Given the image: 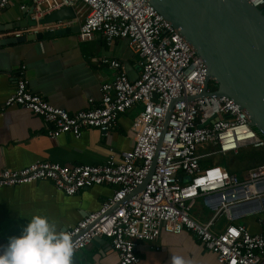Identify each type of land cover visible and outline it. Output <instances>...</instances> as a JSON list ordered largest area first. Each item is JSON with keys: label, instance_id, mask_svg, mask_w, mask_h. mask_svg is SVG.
I'll return each instance as SVG.
<instances>
[{"label": "built area", "instance_id": "built-area-1", "mask_svg": "<svg viewBox=\"0 0 264 264\" xmlns=\"http://www.w3.org/2000/svg\"><path fill=\"white\" fill-rule=\"evenodd\" d=\"M13 1L0 0V14ZM247 1L264 12V0ZM32 5L31 19L37 26L14 31L13 36L61 28L68 24L66 20L45 24L39 20L63 7L78 8L79 38L100 33L109 45L127 39L141 57V75L130 80L119 60L103 59L116 70L115 80L102 85L98 104L71 114L34 93L22 65L3 110L15 105L31 110L44 118L54 138L63 133L79 138L87 128L107 134L121 115L137 110L133 146L119 158L111 154L100 164L41 161L18 170L0 168V187L51 180L57 189L74 195L95 185L115 186L99 210L65 230L72 236L74 255L101 236L118 252V264H137L141 242L155 243L163 231L187 230L217 255L220 264H264V217L259 218L262 232L252 234L243 223L218 231L216 216L202 223L191 215L199 198L229 219L233 208L239 209V217L264 212V163L241 179L219 163L203 165L202 159L213 154L199 153L211 144L215 153L239 156L245 147L264 148V136L233 99L205 93L207 65L180 30L148 0H32ZM21 8L27 9V4ZM211 82L207 92L217 89L210 88ZM153 164L149 181L138 190ZM251 202L258 207L243 211Z\"/></svg>", "mask_w": 264, "mask_h": 264}, {"label": "crops", "instance_id": "crops-1", "mask_svg": "<svg viewBox=\"0 0 264 264\" xmlns=\"http://www.w3.org/2000/svg\"><path fill=\"white\" fill-rule=\"evenodd\" d=\"M22 4H27V9H22ZM27 10H34L32 0H14L1 12L0 28L3 30H0V39L12 38L14 31L25 28L13 29L12 26L20 20L26 22ZM74 11L76 17L66 20L68 24L61 27L71 28V31L50 38L0 44V168L18 170L41 161L100 164L111 154L119 158L133 146L132 122L137 110L121 115L118 125L107 134L96 128H87L79 138L71 133L51 137L44 118L22 106L3 110L4 102L15 90L22 65L26 66L31 90L71 114L98 104L102 85L115 80L116 70L103 59L119 60L130 80L140 77L141 57L130 47L128 40L119 38L109 45L100 33L81 40L77 26L82 18L77 15L78 8ZM90 99L94 100L93 104ZM199 153L205 155L203 150ZM211 162L217 163L213 157L202 159L203 165ZM250 169L243 167L240 174L234 173L244 179ZM115 189L107 184L95 185L68 195L57 189L51 180L0 187V246L6 244L10 236L19 235L35 214L48 216L64 230L75 226L87 214L99 210ZM238 211L233 208V216L229 219L225 213L209 208L199 198L193 204L191 215L202 223L216 216L218 231L232 223H243L252 234L262 232L259 218L264 217V212L239 217ZM137 252V264H170L172 254L182 256L185 264H220L217 255L187 230L179 234L163 231L157 242H141ZM118 262L119 254L107 238L92 242L73 256V264Z\"/></svg>", "mask_w": 264, "mask_h": 264}, {"label": "water", "instance_id": "water-1", "mask_svg": "<svg viewBox=\"0 0 264 264\" xmlns=\"http://www.w3.org/2000/svg\"><path fill=\"white\" fill-rule=\"evenodd\" d=\"M170 21L202 57L208 68L205 93L225 95L248 114L252 126L264 136V12L247 0H148ZM27 10V20L12 28L37 26ZM76 17L74 8L63 7L39 20L40 24ZM3 30V28H0ZM71 28L39 31L0 39V44L50 38ZM79 32V26H77ZM213 81L216 90L207 92ZM170 113V111H169ZM169 115V114H168ZM168 117L165 123L164 133ZM154 164L138 190L149 181ZM105 240L104 237H95Z\"/></svg>", "mask_w": 264, "mask_h": 264}, {"label": "clouds", "instance_id": "clouds-1", "mask_svg": "<svg viewBox=\"0 0 264 264\" xmlns=\"http://www.w3.org/2000/svg\"><path fill=\"white\" fill-rule=\"evenodd\" d=\"M72 236L48 216L35 214L19 235L10 236L0 246V264H73ZM170 264H185L172 254Z\"/></svg>", "mask_w": 264, "mask_h": 264}, {"label": "rangeland", "instance_id": "rangeland-1", "mask_svg": "<svg viewBox=\"0 0 264 264\" xmlns=\"http://www.w3.org/2000/svg\"><path fill=\"white\" fill-rule=\"evenodd\" d=\"M215 83L211 82L210 88L212 89L214 87ZM253 149V148H252ZM251 148L244 149L242 152L239 154V156L233 155V154H218L215 153L216 149L214 145H206L205 148L201 149L205 151V153H211L213 154V159L215 162L219 163L222 167H228V166H236L238 169H242L246 164L247 160H249V156L252 152ZM260 151L263 149H259ZM241 172V171H240ZM240 172H238L240 174Z\"/></svg>", "mask_w": 264, "mask_h": 264}, {"label": "trees", "instance_id": "trees-1", "mask_svg": "<svg viewBox=\"0 0 264 264\" xmlns=\"http://www.w3.org/2000/svg\"><path fill=\"white\" fill-rule=\"evenodd\" d=\"M215 88H216V86L214 85V87L212 89H215ZM262 149L263 150H261V151L259 149H254V148L252 149V152L249 156V160L246 161L247 164L244 166L245 168L250 169L259 163H264V148H262ZM227 168L230 170V172H237L238 173V172L242 171V169L240 170L234 166L233 167L228 166Z\"/></svg>", "mask_w": 264, "mask_h": 264}, {"label": "bare ground", "instance_id": "bare-ground-1", "mask_svg": "<svg viewBox=\"0 0 264 264\" xmlns=\"http://www.w3.org/2000/svg\"><path fill=\"white\" fill-rule=\"evenodd\" d=\"M262 204L264 206V201H262ZM257 207H258L257 202H251V203H249V205L247 207L242 208V210L245 212H249V211H254Z\"/></svg>", "mask_w": 264, "mask_h": 264}]
</instances>
